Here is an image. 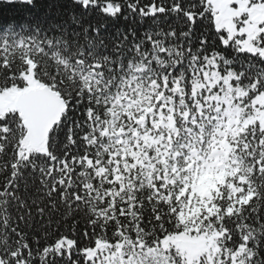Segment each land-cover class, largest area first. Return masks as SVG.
Instances as JSON below:
<instances>
[{
    "label": "snow or ice",
    "instance_id": "obj_1",
    "mask_svg": "<svg viewBox=\"0 0 264 264\" xmlns=\"http://www.w3.org/2000/svg\"><path fill=\"white\" fill-rule=\"evenodd\" d=\"M0 264H264V0H0Z\"/></svg>",
    "mask_w": 264,
    "mask_h": 264
},
{
    "label": "trees",
    "instance_id": "obj_2",
    "mask_svg": "<svg viewBox=\"0 0 264 264\" xmlns=\"http://www.w3.org/2000/svg\"><path fill=\"white\" fill-rule=\"evenodd\" d=\"M6 14L10 15V13H6Z\"/></svg>",
    "mask_w": 264,
    "mask_h": 264
}]
</instances>
